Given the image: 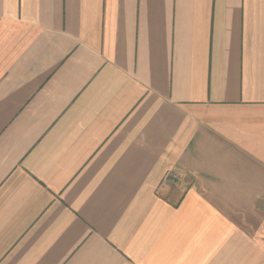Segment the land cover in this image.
I'll return each mask as SVG.
<instances>
[{
	"label": "crops",
	"instance_id": "obj_1",
	"mask_svg": "<svg viewBox=\"0 0 264 264\" xmlns=\"http://www.w3.org/2000/svg\"><path fill=\"white\" fill-rule=\"evenodd\" d=\"M264 0H0V264H264Z\"/></svg>",
	"mask_w": 264,
	"mask_h": 264
},
{
	"label": "rangeland",
	"instance_id": "obj_2",
	"mask_svg": "<svg viewBox=\"0 0 264 264\" xmlns=\"http://www.w3.org/2000/svg\"><path fill=\"white\" fill-rule=\"evenodd\" d=\"M263 221H264V217H263V219H262Z\"/></svg>",
	"mask_w": 264,
	"mask_h": 264
}]
</instances>
